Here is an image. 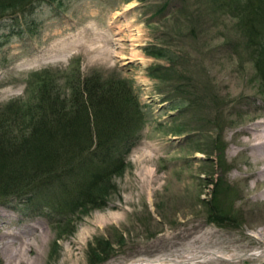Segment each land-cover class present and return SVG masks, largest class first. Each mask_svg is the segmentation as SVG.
Returning <instances> with one entry per match:
<instances>
[{
    "label": "rangeland",
    "instance_id": "rangeland-1",
    "mask_svg": "<svg viewBox=\"0 0 264 264\" xmlns=\"http://www.w3.org/2000/svg\"><path fill=\"white\" fill-rule=\"evenodd\" d=\"M253 58L214 0H31L1 17L0 105L31 95L37 72L60 93L95 75L128 82L145 119L115 192L72 234L56 237L17 199L0 204V264L21 240L25 264H264V164L253 158L264 136L252 137L264 128V87ZM95 239L107 252L91 260Z\"/></svg>",
    "mask_w": 264,
    "mask_h": 264
},
{
    "label": "trees",
    "instance_id": "trees-1",
    "mask_svg": "<svg viewBox=\"0 0 264 264\" xmlns=\"http://www.w3.org/2000/svg\"><path fill=\"white\" fill-rule=\"evenodd\" d=\"M214 1L237 19L264 87V0ZM30 3L0 0V18L22 13ZM143 50L171 60L165 48ZM39 76L34 74L36 85L25 100L0 105V204L19 200L47 218L59 237L72 234L76 219L105 206L116 190L114 178L129 165L126 156L145 118L123 79L85 76L60 93L49 87V78ZM100 243L95 239L89 247L91 260L107 252Z\"/></svg>",
    "mask_w": 264,
    "mask_h": 264
},
{
    "label": "bare ground",
    "instance_id": "bare-ground-1",
    "mask_svg": "<svg viewBox=\"0 0 264 264\" xmlns=\"http://www.w3.org/2000/svg\"><path fill=\"white\" fill-rule=\"evenodd\" d=\"M262 136H264V128L263 129H260V130L257 129L256 132H255V134L252 133V137L253 138H259V137H262ZM253 156H255V157H253V158H255V161L257 160V161L261 162L262 164H264V152L261 153V154H258V153L257 154H254ZM23 246H25V248L28 249V247L30 245L26 244V241L21 240V242L18 245V248L15 249V251L11 252L12 253L11 255L12 256L14 255V256L12 257V261L10 262V264H25V260H24V257H23L24 255L22 256V252L20 250V249L23 248ZM23 250H25V249L23 248ZM16 253H17V256H15Z\"/></svg>",
    "mask_w": 264,
    "mask_h": 264
}]
</instances>
